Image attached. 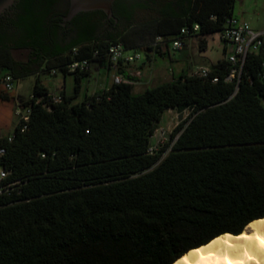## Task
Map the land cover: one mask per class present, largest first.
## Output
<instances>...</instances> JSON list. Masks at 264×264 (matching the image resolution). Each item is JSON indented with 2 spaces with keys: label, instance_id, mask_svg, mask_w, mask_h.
Masks as SVG:
<instances>
[{
  "label": "trees",
  "instance_id": "1",
  "mask_svg": "<svg viewBox=\"0 0 264 264\" xmlns=\"http://www.w3.org/2000/svg\"><path fill=\"white\" fill-rule=\"evenodd\" d=\"M234 1L146 0L123 8L126 27L107 41L86 37L83 27L65 47L59 35L78 16L63 26L56 0H16L12 15H0V70L15 81L35 77L32 98L20 101L30 109L25 129L18 120L11 141L0 137L2 183H14L0 194V264H172L264 218L261 55L248 53L232 81L222 59L207 78L180 74L138 94L112 84L80 102L87 72L72 73V96L61 90V100L46 106L49 90L39 78L53 69L68 74L73 60L105 63L115 42L163 56L167 49L151 48L156 37L167 44L193 24L200 36L219 32ZM135 10L148 16L137 21ZM15 50H27L24 61L12 57ZM94 50L99 58H91ZM9 95L0 90L1 99ZM181 108L190 109L187 118L148 154L162 114Z\"/></svg>",
  "mask_w": 264,
  "mask_h": 264
},
{
  "label": "rangeland",
  "instance_id": "2",
  "mask_svg": "<svg viewBox=\"0 0 264 264\" xmlns=\"http://www.w3.org/2000/svg\"><path fill=\"white\" fill-rule=\"evenodd\" d=\"M147 16L148 13L144 11L137 12L136 20L138 21ZM232 16L247 22L252 30L262 31L264 30V0H235ZM218 35V32L203 36L197 33L192 34L190 37L184 39L183 45L179 50H173L171 42H169L167 44V53L163 56L156 55L150 67H139L142 69L139 82H142L144 86L146 85V88L164 82L163 78L152 81L150 76L148 77V79H150L149 82L147 79L143 81V74L149 73L150 75V71L156 74L162 73L166 76L168 74L169 77L173 74V78H176L180 74H195L199 69H211L215 67L218 62L223 59V46ZM202 40L204 42L203 48L201 47ZM128 52L139 53L142 60H145L146 55L149 54V51L144 46L136 47ZM11 55L15 60L24 61L27 52L13 51ZM96 69L97 65L92 63L90 65V74L88 78H81L79 96L84 95V92L87 90L91 92L102 86L104 80L103 71L98 74ZM167 69H170L168 73H166ZM39 78L49 92L60 93V88L63 87L64 82L65 91L67 93H73V86L75 84V77L73 74L63 75L57 72L54 76L44 74L40 75ZM34 81V75L26 76L18 82L19 86L10 93L7 100L0 98V137L13 133L14 127L19 120V117L16 115L17 105L20 101H24L29 97ZM87 85H89L88 88ZM144 86L140 87V89L134 88L133 92L136 94L140 93V91L145 88ZM189 112V108L166 110L162 114L157 124V129L154 131L150 141L153 143L157 141V145L167 143L171 131L177 124L187 118ZM164 154H166V152Z\"/></svg>",
  "mask_w": 264,
  "mask_h": 264
},
{
  "label": "built area",
  "instance_id": "3",
  "mask_svg": "<svg viewBox=\"0 0 264 264\" xmlns=\"http://www.w3.org/2000/svg\"><path fill=\"white\" fill-rule=\"evenodd\" d=\"M199 30L198 24H193L190 27H183L180 29L179 34L169 40L172 45L173 50H179L182 45L184 39L197 33ZM219 40L224 44V61L229 66V71L225 76V81H232L235 78H238L242 65L244 62V58L248 53L259 54L263 57L262 66L264 67V30L262 31H254L249 27V24L243 20H239L236 17L230 16L226 19V22L223 28L218 32ZM167 44H164V40L161 37H156L151 44V48L153 50H161V48L167 49ZM121 42H115L108 46L106 51L104 52V60L108 70L112 73V84H128L131 86L136 85L139 82L141 77V69H139L136 64L142 61V58L139 53L136 52H128ZM72 56L77 55V50H71ZM100 57V52L98 50H94L91 54L92 59H96ZM91 62L87 58H83L80 60H73L69 64L65 66V71L68 74L72 73H85L90 70ZM57 73L55 69L50 71V75L54 76ZM195 75L207 78L209 75V69L202 68L199 69ZM212 82L217 81V77H213L211 79ZM19 81H15L12 75L7 72L0 70V90L6 93L13 92L18 86ZM28 98H32L31 94ZM48 100L43 104L46 106L47 104L53 102H59L61 100V96L56 92H49L47 94ZM30 112L29 107L22 108L21 102L17 105L16 115L19 117V121L22 123L21 131L25 129L24 123L28 119V114ZM152 138V136H151ZM150 138V139H151ZM11 136H7V140L11 141ZM157 141L154 143L150 141L147 147V153L153 154L158 148H160L164 143L157 145ZM5 153L4 148L0 145V156ZM7 172L0 167V194L8 193L10 191V186L14 183H2L7 177Z\"/></svg>",
  "mask_w": 264,
  "mask_h": 264
},
{
  "label": "bare ground",
  "instance_id": "4",
  "mask_svg": "<svg viewBox=\"0 0 264 264\" xmlns=\"http://www.w3.org/2000/svg\"><path fill=\"white\" fill-rule=\"evenodd\" d=\"M172 264H264V218L248 223L237 236L221 234Z\"/></svg>",
  "mask_w": 264,
  "mask_h": 264
},
{
  "label": "flooded vegetation",
  "instance_id": "5",
  "mask_svg": "<svg viewBox=\"0 0 264 264\" xmlns=\"http://www.w3.org/2000/svg\"><path fill=\"white\" fill-rule=\"evenodd\" d=\"M145 1L146 0H120L118 4L114 6L111 18L102 16L100 13L102 11L100 10L80 12L76 14L73 18L76 16H78V18L74 21V23L70 27H67L68 30L65 33H61L59 35V42H61V46L65 47L75 41H78L80 39V34L83 31V27L89 30L86 32V37H96L102 41H107L111 38V36L123 31L126 27L127 17L123 12V8L131 9V7L136 3H144ZM55 5L59 8L61 13L65 15L69 7V0H56ZM6 12L9 13V16L13 13L10 8ZM137 12L140 11L135 10V13ZM65 24L63 26H65ZM10 33L13 34L15 31L10 30ZM15 51L27 52V50Z\"/></svg>",
  "mask_w": 264,
  "mask_h": 264
},
{
  "label": "crops",
  "instance_id": "6",
  "mask_svg": "<svg viewBox=\"0 0 264 264\" xmlns=\"http://www.w3.org/2000/svg\"><path fill=\"white\" fill-rule=\"evenodd\" d=\"M222 43V42H221ZM222 46H223V59H224V49H225V46H224V44L222 43ZM163 51H165V50H163ZM155 57H156V55H154L153 53H150L149 54V57L148 58H145V60H142L141 62H139V63H137L136 64V66L139 68H141V66L143 67H150V65H151V63H152V60H154L155 59ZM96 65H97V69H96V71H97V73L99 74L100 72H102L103 71V74H104V80H103V84H102V86L101 87H99V88H96V89H94L93 91H91V92H88V90L86 91V92H84V95H82V96H79V95H76V97H75V99H74V102H80V101H82L83 99H84V97H86V96H88V95H91V94H93L94 92H96V91H98V90H101V89H107L110 85H112V73L108 70V68H107V66H106V63H102V64H97V63H95ZM170 69H167L166 70V73H168V71H169ZM141 71H142V69H141ZM147 71V70H146ZM146 71H144V72H146ZM89 74H90V70L85 74V75H83V76H80V79H79V83H80V81H81V78H83V77H87L88 78V76H89ZM150 76V79H152V81L153 80H157V79H161V78H163V80H164V82H167V81H170L172 78H173V74H171V76L169 77L168 76V74H167V76L166 75H163L162 73H158V74H156V73H153V72H151L150 71V75H149V73L148 74H143V76H142V79H143V81H145L146 79L148 80V82L150 81V79H148V77ZM163 82V83H164ZM142 86H144V84L142 83V82H138L136 85H134L133 87H132V89H134V88H138V89H140V87H142ZM89 87V85H87V88ZM145 88L144 89H146V85L144 86ZM66 95H68V96H72V94L73 93H67L66 91H65V83L63 82V87L62 88H60ZM80 89H81V85H80ZM144 89H142L141 91H140V93L142 92V91H144ZM79 94V93H78Z\"/></svg>",
  "mask_w": 264,
  "mask_h": 264
},
{
  "label": "water",
  "instance_id": "7",
  "mask_svg": "<svg viewBox=\"0 0 264 264\" xmlns=\"http://www.w3.org/2000/svg\"><path fill=\"white\" fill-rule=\"evenodd\" d=\"M16 0H0V15L7 11ZM115 0H69V7L62 17V25L80 12L100 10L107 18L112 17V4Z\"/></svg>",
  "mask_w": 264,
  "mask_h": 264
},
{
  "label": "snow or ice",
  "instance_id": "8",
  "mask_svg": "<svg viewBox=\"0 0 264 264\" xmlns=\"http://www.w3.org/2000/svg\"><path fill=\"white\" fill-rule=\"evenodd\" d=\"M187 258L185 257V260H186Z\"/></svg>",
  "mask_w": 264,
  "mask_h": 264
}]
</instances>
